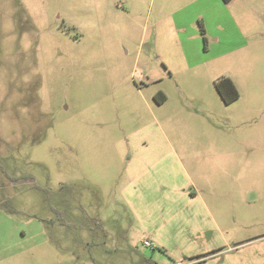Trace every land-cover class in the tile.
Listing matches in <instances>:
<instances>
[{
  "label": "rangeland",
  "instance_id": "obj_1",
  "mask_svg": "<svg viewBox=\"0 0 264 264\" xmlns=\"http://www.w3.org/2000/svg\"><path fill=\"white\" fill-rule=\"evenodd\" d=\"M0 264H264V0H0Z\"/></svg>",
  "mask_w": 264,
  "mask_h": 264
},
{
  "label": "trees",
  "instance_id": "obj_2",
  "mask_svg": "<svg viewBox=\"0 0 264 264\" xmlns=\"http://www.w3.org/2000/svg\"><path fill=\"white\" fill-rule=\"evenodd\" d=\"M223 3H228L231 0H221ZM198 27H199V35L202 39L204 50L206 49L207 46V38L205 36V30L203 28V25L201 22H197ZM214 88L218 92L219 96L222 99V102L225 104H231L234 101H237L239 98V94L237 90L235 89L233 82L229 78H221L219 79L216 83H214ZM165 96L163 95L162 92H158L154 96V101L157 104H161L162 102L165 101Z\"/></svg>",
  "mask_w": 264,
  "mask_h": 264
},
{
  "label": "built area",
  "instance_id": "obj_3",
  "mask_svg": "<svg viewBox=\"0 0 264 264\" xmlns=\"http://www.w3.org/2000/svg\"><path fill=\"white\" fill-rule=\"evenodd\" d=\"M142 243H143V246L146 248H154L152 243L149 241V239L145 237L143 238Z\"/></svg>",
  "mask_w": 264,
  "mask_h": 264
},
{
  "label": "flooded vegetation",
  "instance_id": "obj_4",
  "mask_svg": "<svg viewBox=\"0 0 264 264\" xmlns=\"http://www.w3.org/2000/svg\"><path fill=\"white\" fill-rule=\"evenodd\" d=\"M1 171H2V172H3V174L6 176V178L9 180V182H13V181H14V178H13V177H11V176H9L8 174H6V173L4 172V170H3V169H2ZM3 201H4V203H6V202H7V198H6V199H4Z\"/></svg>",
  "mask_w": 264,
  "mask_h": 264
},
{
  "label": "crops",
  "instance_id": "obj_5",
  "mask_svg": "<svg viewBox=\"0 0 264 264\" xmlns=\"http://www.w3.org/2000/svg\"><path fill=\"white\" fill-rule=\"evenodd\" d=\"M202 22V21H201ZM202 25H203V23H202ZM203 28H204V30H205V32H206V29H205V27H204V25H203ZM206 34V33H205ZM206 51V50H205Z\"/></svg>",
  "mask_w": 264,
  "mask_h": 264
}]
</instances>
